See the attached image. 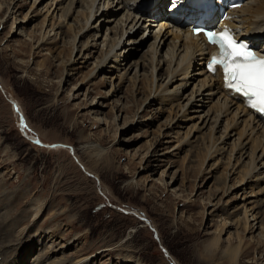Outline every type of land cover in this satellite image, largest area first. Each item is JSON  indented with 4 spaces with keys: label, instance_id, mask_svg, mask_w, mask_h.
<instances>
[{
    "label": "rangeland",
    "instance_id": "obj_1",
    "mask_svg": "<svg viewBox=\"0 0 264 264\" xmlns=\"http://www.w3.org/2000/svg\"><path fill=\"white\" fill-rule=\"evenodd\" d=\"M67 3L0 0V264H233L224 252L238 237L234 264H264V183L240 186L248 158L228 154L242 127L203 165L214 115L183 143L198 121L184 122L179 101L147 100L149 31L120 46L122 68L95 69L114 25L81 31L82 4L62 24ZM246 210L260 218L239 228ZM224 222L236 227L221 233Z\"/></svg>",
    "mask_w": 264,
    "mask_h": 264
},
{
    "label": "bare ground",
    "instance_id": "obj_2",
    "mask_svg": "<svg viewBox=\"0 0 264 264\" xmlns=\"http://www.w3.org/2000/svg\"><path fill=\"white\" fill-rule=\"evenodd\" d=\"M59 1L61 3L62 0ZM185 1L186 0H182L181 2L185 3ZM75 4H82L83 6L82 14L84 15L82 16L85 20V24L82 25L81 31L87 33L96 32V34H99L106 26L114 25L111 28H107V36L104 40V45H107L108 48L105 53L101 55V59L98 61L95 69L103 70L109 63H114L118 69L122 68L128 59H124L127 50L120 51V46L139 45L142 41L148 40L145 37L149 31V39L154 38V42L149 48L151 49V55L147 57L146 62H148L152 70L153 81L147 100L152 99L157 102L162 101V103L163 101H167L166 103L169 104H171L169 101L173 103L179 101L177 104L178 114L185 120L184 122L189 123L198 121L194 124L191 131L188 130L183 143H188L190 141L193 132L202 131L211 121L212 114L214 115L210 128V142L206 148V158L203 165L207 160L222 156L224 152H227L228 150L225 149V146L229 140L234 139L236 136L234 130L237 129V127H242L239 132H236L237 139H234L232 143V152L228 153L230 161H232L235 153H239V158H234L236 164L241 165L244 163V157L248 158V162L242 165L245 168L243 172L244 178L239 185L246 186L253 182L259 185L264 183V118H260L252 109L246 107L243 99L239 95L226 90L223 85L222 75L219 72L215 75H210L205 70L204 64L207 60V56L212 53V47L207 46L201 36H192L188 29V25L183 23V20L181 21L182 23L174 24L166 19V16L169 15L166 11V7L170 4V0H68L66 8L60 10L62 11L60 23H66V20L73 12ZM146 5H149L148 11L145 10ZM140 8H144V10L141 11L142 9ZM188 8L191 9V7ZM120 12H124V14L120 19H117V15ZM189 14L194 13L188 12L185 17ZM157 15H159L161 19L155 20L154 18ZM220 25L231 28L237 34V37H243L254 44L257 43V45H261L259 48L261 51H264V0H246L242 6L230 11L224 23ZM141 32L143 36L137 39L136 35ZM77 34L78 33L74 35L75 41ZM109 34L114 35L113 37H109ZM163 47H167L166 55L161 56V49ZM74 51L75 43L74 46L71 47L69 53L70 60L72 59ZM123 62L124 64H122ZM74 63L75 60L73 61V64ZM164 65L167 66V76L165 79H163V75L159 73L160 70L162 71ZM124 76L126 75L124 74ZM192 84H194L193 90L184 97V92H186ZM215 99L217 101H215ZM202 100H205L203 103H208V110L205 114H202L204 112V110H202L204 106L199 104ZM192 114L196 115L193 116ZM223 120H225L224 130L221 131L219 138H215L214 134L217 132L216 128ZM20 126L27 135L23 122H21ZM29 139L31 141L33 139V141H37V143L41 144L40 141L35 138L30 137ZM218 143H220V145ZM223 143L226 144L221 147ZM259 166L261 168H259ZM231 168L233 169L234 166ZM261 170H263L262 173L260 172ZM40 208L41 205L32 208L35 210V213L31 221H34L39 216L41 212ZM252 216L253 214L249 215L246 210L243 217L235 224L239 228L247 227L249 223L255 222L260 218L255 216L256 218L253 217L251 219ZM139 218L143 219L142 216ZM236 225L230 224V226H228V222H224L220 226V232L222 233L224 229L235 228ZM253 227L259 230L256 226ZM0 230L2 231L3 229L0 228ZM261 230L262 232L264 231L263 228ZM52 233L53 232L50 234ZM44 235L46 236L47 233H44ZM49 236L50 235H47V237ZM242 243L243 239L238 237V243L235 246L230 244L229 249L224 252L226 253L225 257H230L231 260L236 263ZM63 247L65 246H62V248ZM87 261L88 258L79 259L74 263H70L67 260L49 259L45 264H87Z\"/></svg>",
    "mask_w": 264,
    "mask_h": 264
},
{
    "label": "snow or ice",
    "instance_id": "obj_3",
    "mask_svg": "<svg viewBox=\"0 0 264 264\" xmlns=\"http://www.w3.org/2000/svg\"><path fill=\"white\" fill-rule=\"evenodd\" d=\"M194 34H203L209 44L219 49L218 55L211 56L208 71L215 73L218 67L223 69L226 86L264 114V57L250 50L247 44L237 42L227 29L219 32L195 29Z\"/></svg>",
    "mask_w": 264,
    "mask_h": 264
},
{
    "label": "water",
    "instance_id": "obj_4",
    "mask_svg": "<svg viewBox=\"0 0 264 264\" xmlns=\"http://www.w3.org/2000/svg\"><path fill=\"white\" fill-rule=\"evenodd\" d=\"M11 102V101H10ZM13 103V102H12ZM13 105L15 106V104L13 103ZM25 136L27 137V135L25 134ZM155 237H156V235H155Z\"/></svg>",
    "mask_w": 264,
    "mask_h": 264
}]
</instances>
